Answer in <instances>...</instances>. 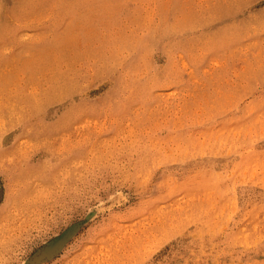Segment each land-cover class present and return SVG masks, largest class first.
I'll return each mask as SVG.
<instances>
[{
  "label": "rangeland",
  "instance_id": "1",
  "mask_svg": "<svg viewBox=\"0 0 264 264\" xmlns=\"http://www.w3.org/2000/svg\"><path fill=\"white\" fill-rule=\"evenodd\" d=\"M0 264H264V0H0Z\"/></svg>",
  "mask_w": 264,
  "mask_h": 264
},
{
  "label": "water",
  "instance_id": "2",
  "mask_svg": "<svg viewBox=\"0 0 264 264\" xmlns=\"http://www.w3.org/2000/svg\"><path fill=\"white\" fill-rule=\"evenodd\" d=\"M72 231L73 230H70V231H67L66 233H64L63 235H61L60 237H58V238H55L54 240H52L51 242H49L48 244H46L44 247H42V248H46V247H48V245H50V244H53V243H57V242H59V240H60V242H61V245H60V247L62 246V244L65 242V240L70 236V234L72 233ZM60 247H59V249H60ZM41 248V249H42ZM41 249H39L38 250V252L41 250ZM58 249V250H59ZM57 250V251H58ZM56 251V252H57ZM38 252H36V254L38 253ZM55 252V253H56ZM54 253V254H55ZM53 254V255H54ZM53 255H47L46 257H44L43 259H39V260H35V258L33 257V260H34V262H40V261H43V260H45V259H48V258H50L51 256H53Z\"/></svg>",
  "mask_w": 264,
  "mask_h": 264
},
{
  "label": "bare ground",
  "instance_id": "3",
  "mask_svg": "<svg viewBox=\"0 0 264 264\" xmlns=\"http://www.w3.org/2000/svg\"><path fill=\"white\" fill-rule=\"evenodd\" d=\"M58 243H53L48 245L46 248H42L37 254L34 255L35 260L37 258H44L47 255H52L53 252L55 253L58 250ZM33 258V257H32ZM34 261V260H33Z\"/></svg>",
  "mask_w": 264,
  "mask_h": 264
}]
</instances>
